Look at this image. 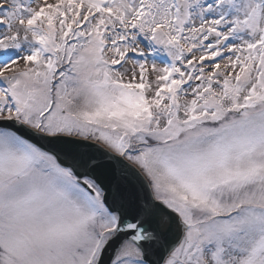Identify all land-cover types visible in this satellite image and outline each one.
Masks as SVG:
<instances>
[{"label": "snow or ice", "instance_id": "1", "mask_svg": "<svg viewBox=\"0 0 264 264\" xmlns=\"http://www.w3.org/2000/svg\"><path fill=\"white\" fill-rule=\"evenodd\" d=\"M0 264H264V0H0Z\"/></svg>", "mask_w": 264, "mask_h": 264}]
</instances>
